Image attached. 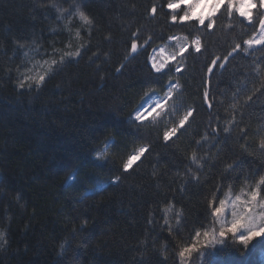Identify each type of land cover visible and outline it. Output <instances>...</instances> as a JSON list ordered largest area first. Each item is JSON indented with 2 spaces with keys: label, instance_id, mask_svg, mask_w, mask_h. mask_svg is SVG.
<instances>
[{
  "label": "trees",
  "instance_id": "1",
  "mask_svg": "<svg viewBox=\"0 0 264 264\" xmlns=\"http://www.w3.org/2000/svg\"><path fill=\"white\" fill-rule=\"evenodd\" d=\"M165 4L0 0V264H264V243L245 250L231 235L179 257L197 231L218 227L209 199L247 195L254 179L243 175L264 173V46L221 59L224 67L206 83L211 60L247 47L258 24L221 9L213 30L174 25ZM261 12L255 8L253 23ZM196 38L201 53L192 47L177 56ZM162 48L177 59L157 74L150 56ZM36 52L58 61L39 87L28 62ZM170 84L166 107L138 121L137 111L165 99ZM190 108L189 124L165 142L164 132ZM141 148L148 151L124 170ZM224 181L231 190L216 192Z\"/></svg>",
  "mask_w": 264,
  "mask_h": 264
},
{
  "label": "snow or ice",
  "instance_id": "2",
  "mask_svg": "<svg viewBox=\"0 0 264 264\" xmlns=\"http://www.w3.org/2000/svg\"><path fill=\"white\" fill-rule=\"evenodd\" d=\"M165 7L170 14L171 23L174 25L198 23L200 26L208 30H213L216 27V18L218 13L221 12V9L226 10L229 16L233 13H238L240 17L246 19L254 28L256 27V24H258V34L250 36L243 42L247 47H243L241 44H236L228 55L223 58L217 56L211 60L210 64L207 66L209 79L206 83L209 86L211 85L210 77L214 73V69L217 67H224V63H220L221 59L226 63L228 58L238 51L242 50L247 52L254 46H264V12H261L259 17L256 18L255 23H253L254 16L252 11L254 8L264 9V0H166ZM157 11V6L153 4L150 8V13L154 16ZM79 16L86 25L92 23L89 17L83 12H79ZM170 39L176 40L178 38L170 37ZM138 40L139 36L134 34V38L130 41V48L133 53L138 49ZM192 47L195 48L196 53H201L203 48L201 39L196 38L191 45H181L177 56L183 57ZM163 51L164 50L161 49V52ZM66 55L69 58L79 57L81 52L78 50L75 53L68 52ZM177 56L169 57L167 60L161 61L160 63H157L156 59L152 58L151 67L153 71L157 74L165 72L168 69L169 62L176 61ZM64 59L65 57L61 56L59 62H63ZM56 63H58V61L54 60L53 64ZM183 70V66H177L174 69L176 73H181ZM45 78V75L38 77V80L36 81L37 87L43 84ZM20 87L23 88L24 84H20ZM175 87V84H170L167 96L162 102H158L152 111L159 114V110L166 107L168 100L172 98L173 89ZM203 97L204 102L209 108H211L212 103L208 99L209 91H204ZM248 99L251 100L252 97L249 96ZM195 111V108H190L179 120L177 125L166 130L163 135L164 141L170 142L178 138L182 130L185 129V126L189 124V119L190 117H193ZM146 112L147 110L137 111L136 119L143 121L146 118ZM224 131H228V129L225 128ZM241 136L242 138L247 137V130L242 129ZM259 147L264 150V139L260 140ZM147 151V148H141L136 154L129 156L123 165L124 170L131 169L137 161L141 160ZM192 159H196L195 153H193ZM237 163V161H233V163L228 164L225 172L234 171ZM250 178L254 179V184L248 186L247 198L244 200H241L240 196H236L235 198V202H239L243 206L242 213L238 214L236 211H232V220L230 224H222L218 233L214 231H205L202 234L197 231L195 233V242L190 246L183 247L179 251V257L181 260L186 256H190L194 251H199L202 247H214L216 244H224L225 238L229 235H231L239 245H242L245 250L249 249L250 246H254L257 242L264 243V239H262L264 238V173H245L243 175V180L245 182ZM225 186H227L229 191L231 190L232 185L227 181H224L216 185V192H223ZM227 205L228 201L226 199L218 198L214 195L208 201V210L212 216L219 217L222 213L227 211ZM233 208H235V203L233 204ZM177 222L179 223V220ZM169 231H171V229H169ZM201 235L203 236V239H201Z\"/></svg>",
  "mask_w": 264,
  "mask_h": 264
},
{
  "label": "rangeland",
  "instance_id": "3",
  "mask_svg": "<svg viewBox=\"0 0 264 264\" xmlns=\"http://www.w3.org/2000/svg\"><path fill=\"white\" fill-rule=\"evenodd\" d=\"M254 9L252 11H254ZM162 49L164 50L163 52H161V49H157V50H154L152 52V54L150 56V63L151 64H152V58H155L156 62L160 63L161 61L167 60L169 57L173 56L172 54L168 53L164 48H162ZM139 50H140V48L138 46V49L135 53H137ZM40 54H42V56H38L37 52L35 53V56L29 54L31 61H28L31 64V68H32L31 70L34 71V74H35L34 78H37V79L41 75L47 76L49 74V72L51 71L50 70L51 67L53 66V61L50 62L48 59L41 58V57H43L44 54L43 53H40ZM35 57H36V59H35ZM170 62H172V61H170ZM162 101H163L162 98H159V97L154 98L145 107H143L140 110V111L147 110V112L145 113L146 118L143 121L147 120L153 114H156V112L152 111V109L155 107V105L158 102H162ZM236 196H240L241 200H244L247 198L245 191H242L239 193H233L231 191L227 192L223 198V199H226L228 201L227 211L225 213H222L218 217V227H215L213 230H211V232L214 231V232L218 233L222 224H224V225L230 224V222L232 220V211H236L238 214L242 213L243 206L241 203L235 202ZM234 203H235V208H233ZM261 258L262 259L264 258V253L261 254Z\"/></svg>",
  "mask_w": 264,
  "mask_h": 264
}]
</instances>
